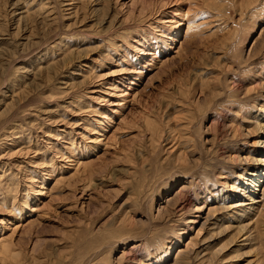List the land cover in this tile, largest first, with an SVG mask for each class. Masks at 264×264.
Instances as JSON below:
<instances>
[{
    "label": "rangeland",
    "instance_id": "1",
    "mask_svg": "<svg viewBox=\"0 0 264 264\" xmlns=\"http://www.w3.org/2000/svg\"><path fill=\"white\" fill-rule=\"evenodd\" d=\"M257 169L264 0H0V264H264Z\"/></svg>",
    "mask_w": 264,
    "mask_h": 264
},
{
    "label": "bare ground",
    "instance_id": "2",
    "mask_svg": "<svg viewBox=\"0 0 264 264\" xmlns=\"http://www.w3.org/2000/svg\"><path fill=\"white\" fill-rule=\"evenodd\" d=\"M17 4V3H16ZM10 11V10H9ZM21 11V10H20ZM19 11V12H20ZM18 12V14L19 15H23L24 14V12H22V13H19ZM15 13H16V11H15ZM26 13V12H25ZM16 16H17V13H16ZM20 16V17H21ZM22 18H24V16H22ZM21 18V19H22ZM27 18V17H26ZM25 18V19H26ZM19 19V18H18ZM21 21V20H20ZM19 22V21H18ZM128 95V94H127ZM126 96V95H125ZM96 134V133H95ZM83 164V163H82ZM82 164H80L81 166H82ZM86 166H87V164L84 166V168H86ZM79 168V167H78ZM83 168V167H82ZM86 170H88V169H86ZM84 171H85V169H84ZM259 171L260 170H256L255 172H253V173H251L252 175V177L250 178L251 180H249V182L247 183V188L245 189V191H244V193H242V195H243V197H247V195H246V192H248V193H253L254 195L257 193V191H258V189L261 187V185H263L264 184V173H259ZM257 174H260V176H258ZM254 178H256L255 180H254ZM188 189V187L187 186H183L182 187V190L183 191H185V190H187ZM257 190V191H256ZM181 192V191H180ZM247 193V194H248ZM207 197V196H206ZM249 197V199L248 200H242V201H240L239 203H234V204H231V205H229L228 207H225L224 209L225 210H227V211H230V210H232L233 211V209L234 208H238V207H242V208H244V209H248V211H250L251 212V210H252V208H253V205L254 204H256L255 203V201L251 198L252 196H248ZM254 197V196H253ZM248 201V202H247ZM258 201V200H257ZM191 205H192V199H190V197H186V199L185 200H182V201H179V202H177L176 203V206H178L177 208L178 209H180L179 211H184V210H187L188 208H190L191 207ZM204 205V204H203ZM257 206V205H256ZM204 209H203V206H202V208L200 207V209H198V211L199 212H202ZM259 209H257V211H258ZM221 211V210H220ZM236 211V210H235ZM241 211V210H240ZM242 212H243V210H242ZM210 214L209 215H211V212H209ZM234 213V212H233ZM232 213V214H233ZM237 213V212H236ZM239 213V212H238ZM246 215H248V214H246ZM249 217V216H248ZM209 218H210V216H209ZM208 218V219H209ZM216 218V217H215ZM236 218V217H235ZM212 220L214 219V218H211ZM237 219V218H236ZM245 219V218H244ZM219 220V219H218ZM209 221V220H208ZM190 222H193V220H191ZM196 222H198V221H195L194 223H196ZM217 222V221H216ZM215 223V222H214ZM244 228H246V227H242L241 229H244ZM248 228V227H247ZM240 229V228H239ZM241 231L242 230H239L237 233L240 235L241 234ZM238 234H236V235H238ZM244 236L242 235V238H243ZM242 238H240V239H242ZM247 238H244L243 239V241L244 240H246ZM1 240V239H0ZM5 239H2L1 241H0V261L2 262L4 259H6V257H9V255L11 254V248H10V245L9 244H6L5 242ZM4 242V243H3ZM189 244H191V243H189ZM188 246V245H187ZM135 248V247H134ZM218 253V252H217ZM220 254V253H219ZM216 255H218V254H216ZM13 256V255H12ZM191 256H190V254H189V251L186 249V251H179V254L177 255V257H176V264H190V260H191ZM158 261H160V260H158ZM210 261V260H209ZM208 261V262H209ZM4 263V262H3Z\"/></svg>",
    "mask_w": 264,
    "mask_h": 264
}]
</instances>
